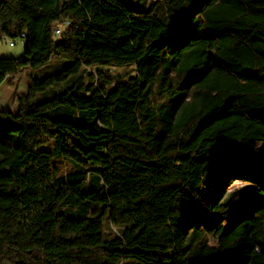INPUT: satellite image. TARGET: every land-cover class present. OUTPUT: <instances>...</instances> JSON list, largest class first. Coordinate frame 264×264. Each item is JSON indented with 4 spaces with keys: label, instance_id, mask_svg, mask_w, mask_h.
I'll return each mask as SVG.
<instances>
[{
    "label": "trees",
    "instance_id": "obj_1",
    "mask_svg": "<svg viewBox=\"0 0 264 264\" xmlns=\"http://www.w3.org/2000/svg\"><path fill=\"white\" fill-rule=\"evenodd\" d=\"M0 36V84L46 68L0 108V264H264V0H0Z\"/></svg>",
    "mask_w": 264,
    "mask_h": 264
},
{
    "label": "rangeland",
    "instance_id": "obj_2",
    "mask_svg": "<svg viewBox=\"0 0 264 264\" xmlns=\"http://www.w3.org/2000/svg\"><path fill=\"white\" fill-rule=\"evenodd\" d=\"M127 5L134 7L135 9H147L152 0H123ZM10 40L16 43L13 46L6 44L4 42L0 43V58H22L24 56V41L20 38ZM56 62V61H55ZM50 61L48 65L55 63ZM122 68H128V66H121ZM45 67L31 68L23 67L20 73L14 77H6L4 81L0 84V108L8 109L10 111H17V100L18 98L25 94L29 87V75L35 78H41L45 72ZM114 72V71H113ZM58 85H55L47 91L46 95L44 93H38L35 98V102H41L49 97V94L54 93L58 90ZM259 147L264 150V144L259 143ZM218 187L215 184V188ZM122 264H139L132 260L123 261Z\"/></svg>",
    "mask_w": 264,
    "mask_h": 264
},
{
    "label": "built area",
    "instance_id": "obj_3",
    "mask_svg": "<svg viewBox=\"0 0 264 264\" xmlns=\"http://www.w3.org/2000/svg\"><path fill=\"white\" fill-rule=\"evenodd\" d=\"M54 32L56 34H59L60 28H55L54 29ZM21 36H23V34ZM1 42H4L6 44H9L10 46H13L16 43L15 41L10 40V38L8 36H0V43Z\"/></svg>",
    "mask_w": 264,
    "mask_h": 264
}]
</instances>
